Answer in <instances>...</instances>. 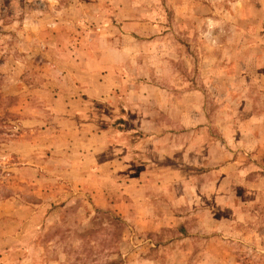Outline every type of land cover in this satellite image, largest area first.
<instances>
[{"label": "rangeland", "instance_id": "rangeland-1", "mask_svg": "<svg viewBox=\"0 0 264 264\" xmlns=\"http://www.w3.org/2000/svg\"><path fill=\"white\" fill-rule=\"evenodd\" d=\"M71 27L124 51L74 65ZM71 73L103 113L123 77L128 157L178 167L132 222L64 181ZM0 264H264V0H0Z\"/></svg>", "mask_w": 264, "mask_h": 264}, {"label": "crops", "instance_id": "crops-1", "mask_svg": "<svg viewBox=\"0 0 264 264\" xmlns=\"http://www.w3.org/2000/svg\"><path fill=\"white\" fill-rule=\"evenodd\" d=\"M77 4L79 6V3ZM77 4L73 6L74 9H77ZM121 30H124V28L121 27ZM71 33L76 32L72 29L65 30V33L61 34L67 39L68 46L73 50H70V47L67 48V55L69 56L68 60L73 62L74 65L77 64V60L80 58L79 56L81 53L87 57L86 61L90 69L97 68L94 63L95 59L93 58V55L101 52L102 54H105L107 51L118 53L122 49L116 45H112L113 43L106 45L107 49L104 47L106 49L104 51H101V48H96L89 43H87L89 45H84L85 42L80 43L78 40V43L73 42V44L70 41ZM90 37H88V39ZM102 41L104 42V39H102ZM103 63L106 65L108 64V67L112 69V74L116 77L122 74V71H120L122 64L116 59L112 58L110 61L106 60ZM117 68L118 70H116ZM78 76V73H71L64 78L67 83L73 85L72 94L65 98L67 104L68 102L72 104V108L69 111L67 110V117L70 119V124H67L63 129L65 141L67 143V151L65 152L67 153V156L72 157L66 159V164L63 168L64 181L72 187L76 189L78 188L83 193L89 194L93 205L96 208L102 210L113 208L114 210H117L118 214H121L124 219L132 222L134 211L136 209L138 210L139 205L143 203L141 194L137 195V188L139 187L142 189V186H144L145 183L142 182V185H139V181L145 179L147 176H150V178L157 177L156 174L158 173H162L166 179H171L172 177L175 178L177 174L176 169L178 170V167H176L174 163L168 161L167 158L166 161L158 163V167L161 169L154 170V167L148 166L152 169L151 173L143 169V167H146L147 161L142 164H140L141 162H135L134 164L133 159L131 160L128 157L129 152L126 153L128 146L126 143H123L127 141L131 143L129 140V134H125L128 131L125 133L118 132L114 130L109 123L111 116L114 115L113 109L119 104L123 105L122 108L124 113L128 117L129 112L127 107L122 103H124L127 96L131 103V98L129 96L131 92L129 93V89L123 85L126 82L123 77H119V80L121 79L120 81H117V78L115 77L113 83L105 85V88H108L112 93L120 91V88H122L123 95L115 101L109 96L108 101L106 100L107 102L104 103L107 108L105 109L106 112L103 113L100 112L98 109L99 107L97 108L95 104L92 106L91 103L90 105L88 101L89 99L83 102L78 100L79 96L83 99L90 97L97 101L102 100V94H96L94 97H92L94 94H90L92 90L88 87V84L90 85L91 83L87 81L92 80L93 73H90V77L87 81L85 78H82L85 81L80 80ZM104 84L105 82L100 84V81H98V87H96L97 90ZM139 85H141V83ZM138 94L143 101L147 100L148 94H146L145 91H141ZM83 95L84 97H82ZM166 95L167 93L165 96ZM102 101L104 102L105 99ZM116 103H118V105H116ZM74 105L75 108H73ZM87 117H90V120H88ZM72 119L75 120L74 124H71ZM137 130L140 132L145 131L142 127H139ZM137 142L139 143L140 149L142 146V143H140L141 140L138 138ZM133 146H135V144H133ZM150 163L154 166L156 165L155 162ZM168 180H166V182H170V180ZM145 203L151 205L150 202ZM154 224L158 228L166 226V222L163 220H160L157 223L149 222L148 226Z\"/></svg>", "mask_w": 264, "mask_h": 264}, {"label": "trees", "instance_id": "trees-1", "mask_svg": "<svg viewBox=\"0 0 264 264\" xmlns=\"http://www.w3.org/2000/svg\"><path fill=\"white\" fill-rule=\"evenodd\" d=\"M114 110V115L111 116V120L109 121L110 125L114 128V130L118 132L125 133L128 131L127 127V120L128 118L125 117L126 114L122 108V105L119 104ZM127 118V120H126ZM126 120V121H125Z\"/></svg>", "mask_w": 264, "mask_h": 264}]
</instances>
